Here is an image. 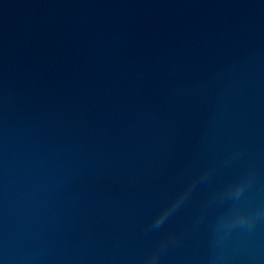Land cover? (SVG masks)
I'll list each match as a JSON object with an SVG mask.
<instances>
[{"label": "water", "instance_id": "1", "mask_svg": "<svg viewBox=\"0 0 264 264\" xmlns=\"http://www.w3.org/2000/svg\"><path fill=\"white\" fill-rule=\"evenodd\" d=\"M187 203L154 218L204 170ZM264 0H0V264H264Z\"/></svg>", "mask_w": 264, "mask_h": 264}, {"label": "clouds", "instance_id": "2", "mask_svg": "<svg viewBox=\"0 0 264 264\" xmlns=\"http://www.w3.org/2000/svg\"><path fill=\"white\" fill-rule=\"evenodd\" d=\"M213 169L204 170L191 184H189L177 197L165 207L153 220L150 230L160 229L170 216L175 214L190 199L198 184L206 182L212 175ZM254 179V173L241 177L213 195V201L220 204H228V211L217 219L215 232L217 234H228L234 229H246L252 231L257 223L264 219V208L255 211L248 210L241 205L242 198ZM167 247V243L162 244L145 261V264H159L160 256Z\"/></svg>", "mask_w": 264, "mask_h": 264}]
</instances>
